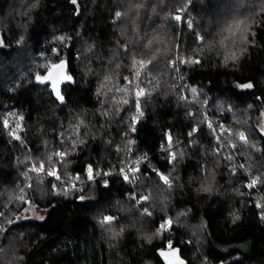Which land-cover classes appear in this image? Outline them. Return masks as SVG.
Wrapping results in <instances>:
<instances>
[{"label": "trees", "instance_id": "1", "mask_svg": "<svg viewBox=\"0 0 264 264\" xmlns=\"http://www.w3.org/2000/svg\"><path fill=\"white\" fill-rule=\"evenodd\" d=\"M237 21L248 26L247 42L237 32L221 45ZM0 39V264H164L158 250L169 241L186 264H264V182L246 187L257 175L264 181V153L233 149L235 138L226 134L218 143L204 119L217 134L220 124L246 130L264 149L255 131L264 124V0H0ZM231 52L237 59L225 65ZM134 58L151 61L138 81ZM61 60L73 78L60 86L63 102L50 83L35 80L46 74L42 65ZM137 83L151 95L142 98L144 115L132 132ZM247 83L253 88L237 87ZM125 85L127 97L117 91ZM122 98L130 104L114 103ZM20 116L23 143L8 134ZM193 127L202 131L189 137ZM168 133L177 154L171 164ZM129 139L136 141L131 152ZM59 151L68 153L64 161L53 155ZM144 156L136 181L126 183L120 169ZM41 161L43 179L22 174ZM89 164L94 174L112 175L89 181ZM51 168L63 182L47 176ZM153 169L169 176L171 187ZM20 188L43 219L17 218L29 206L14 199ZM133 196L149 199L141 206ZM105 215L116 220L102 226ZM168 219L170 230L157 235Z\"/></svg>", "mask_w": 264, "mask_h": 264}, {"label": "snow or ice", "instance_id": "2", "mask_svg": "<svg viewBox=\"0 0 264 264\" xmlns=\"http://www.w3.org/2000/svg\"><path fill=\"white\" fill-rule=\"evenodd\" d=\"M71 3L73 5H78V0H71ZM122 13L120 11H117L115 13V17L119 18L121 17ZM124 15H126V13H124ZM174 20H176L177 22H180L182 20L181 15L177 14L173 17ZM188 27L191 29L193 27V22L191 20H189L187 22ZM243 25V27H241ZM226 32L230 33V36H226L224 37V39H222L220 41V44L223 45L224 44V40L230 39L231 37H235L237 32H240V36L239 39L242 42H247V38L243 35L244 32L248 31V26L247 24H245L244 21H237L235 22L234 26L233 25H229L228 28L225 29ZM57 39L60 40H64L65 37H58ZM197 39L198 40H203L204 37L197 34ZM21 40H23V37H21ZM4 41L3 39H0V47H2L4 45ZM152 43V41L148 42V45L150 46ZM243 49H241L242 51ZM53 52L56 53L57 50L53 49ZM179 59V57H178ZM237 59V55L235 52H231L228 55L225 56L224 59V63L225 65L228 63L229 60H236ZM151 61H145V60H136L135 58L133 59L132 65L131 67L135 70V77L133 79L135 80H139L141 77V72L143 70H148V64H150ZM173 65H175V61L172 62ZM180 63H189V64H199L200 61L198 59H181ZM42 67L46 68V74H39L37 73L35 76V80L37 83L42 84V85H48L49 83L51 84V92L55 94V97L57 100L63 102L64 101V97L61 95V90H60V86L62 83H64L65 81H72V77L67 75L65 69H66V63L65 61L61 60L59 63H51L49 65H42ZM117 67H119V65H117ZM105 79H108V77H105ZM125 80L128 81V84H132L133 80L129 79L128 77H125ZM253 84L252 83H247L244 85H237V87L240 88H244V89H251L253 88ZM101 87H104V85H101ZM117 91L121 92L124 94L125 97H127L128 95H130L129 92V88L128 85H125V87L123 88H119L117 89ZM97 92L99 93V89L97 90ZM191 93L193 98H195L198 93H197V89L196 88H191ZM146 95H151V92L146 90V88L142 87L139 83H137L135 85V92H134V97H135V114H133L131 116V121L129 124V128L132 132L136 131V124L139 122L140 118L143 117L144 112L142 111V98L145 97ZM182 99H185V97H181ZM114 103L117 104H121V105H129L130 101L127 98H122L119 101H114ZM205 104H207V101H204ZM253 107V105L249 104L248 108L251 109ZM223 111V109H221ZM117 111H120V109H117ZM227 111L232 112L233 109L231 107H229L227 109ZM105 115H108V113H104ZM191 115V114H190ZM261 116H264V113L260 114ZM23 117L20 116L18 117L16 126L14 129L9 131V136L12 137L13 140H17L20 141L21 143H23L24 141L22 140L21 136L17 134V130L19 131H23L22 128V124L21 121H23ZM204 119L207 121V127L209 129L212 130L213 135H216L217 141L218 143L220 142V137L222 135H227L229 137H234L235 138V142L231 143L229 145V147L236 149L238 144L241 145H246L248 146L250 149L257 151V152H262L264 153V149H262L259 144L257 143H252L251 139H250V134L246 132V130H232L228 127H226L223 124L219 125V134H217L216 128L214 127L213 123L211 120L208 119L207 115H205ZM81 124H83L84 122L81 121ZM236 123H241V121L236 120ZM243 123H247V121H244ZM3 125L5 128H8V120L5 119L3 121ZM202 131V129L200 128H196L193 127L191 129V131L188 132V136L191 137L194 134L198 133ZM255 131H257L259 133L260 136H264V124H259V126L255 129ZM127 135V133H126ZM166 139H167V149L170 150L169 152V157H168V162L171 164L175 159H176V152L175 151H171V149L173 148V138L171 133L166 134ZM63 142V141H62ZM81 143V141H79ZM77 141H73V148H75ZM136 143L135 140H128V145H129V152H131V145H134ZM165 149V146L162 144L161 145V150L163 151ZM117 151H120L119 148H117ZM55 157H58L60 161H64L66 155H68L67 152L64 151H59V152H55L53 154ZM30 159V157H29ZM147 159V156L141 157L139 159L133 160L132 164H135V167H132L131 165H127L126 169L124 167H122L120 169V175L122 176L123 180L126 183H134L137 179L135 173H138L141 171L140 169V164ZM226 159L228 160H232L233 157L231 155L227 156ZM48 161L49 162H53V156H49L48 157ZM21 163H23V161H21ZM240 168H243L245 172H248V168L245 167L244 164H241L239 166ZM46 171V165L43 161H41L39 163V166H37L35 163L32 164V166L30 168H28L27 171L23 172L22 174L26 177V178H31L29 176V173L34 172L37 173L38 178L43 179V176H40L39 174L44 173ZM153 171L156 173V175L159 176V179L166 185H168L169 187H171V181L169 179V176L164 175L162 173H160L158 170L153 169ZM233 173H236L237 169L233 168L232 169ZM86 173H87V179L89 181H94L96 177L100 176V175H104V176H111L112 173L111 172H95L94 174V170L91 164L88 165L87 169H86ZM130 174L131 178H130ZM47 176L48 177H54L56 181H62V177L61 175L58 174L57 170L55 168H51V169H47ZM81 178L79 175H77L75 177L76 181H79ZM264 182L262 181V177L260 175L255 176L254 178H252L250 180V183H248L246 185L247 188L251 189L254 188L258 183ZM105 187L108 186V181L105 180L104 182ZM26 187L30 188L31 185H26ZM76 185L75 183L72 184V188H75ZM53 190H56L57 185L53 184L52 185ZM69 191V189L66 187L64 189V193L67 194V192ZM25 188H20V194L16 195L14 197L15 200L17 201H22L24 203H28L31 206V201H28L25 199ZM133 199H136V203L138 205L143 206V202H146L149 197L148 196H141L139 197V199H137L135 196L132 197ZM81 199H84L83 197H81ZM256 207L257 208H261L262 204L260 201H257L256 203ZM28 209H25V211H27ZM144 214L151 216L152 213L150 211H148L147 208L144 209ZM5 215V213L0 212V216ZM40 219H43V217H39ZM261 219L264 220V213L261 214ZM116 220V217H113L111 215H105L99 222L100 224L103 225H111L113 224V222ZM9 223H13V221H9ZM172 225V220L168 219L166 220L164 223H162L160 225V227L157 229L156 234L160 235L162 232L164 231H168L170 230V227ZM3 231V228H0V232ZM168 252L165 251H160V255L163 256L167 262V264H184V261L180 260L179 256L177 255V252L179 251L178 249H175L172 245V242L169 241L168 242ZM169 257H171V259H169Z\"/></svg>", "mask_w": 264, "mask_h": 264}, {"label": "rangeland", "instance_id": "3", "mask_svg": "<svg viewBox=\"0 0 264 264\" xmlns=\"http://www.w3.org/2000/svg\"><path fill=\"white\" fill-rule=\"evenodd\" d=\"M25 209H28V210L25 211ZM26 217L39 218L40 214L35 210V208L29 205V206L24 207L23 212H21L20 215L17 216V218H26Z\"/></svg>", "mask_w": 264, "mask_h": 264}, {"label": "water", "instance_id": "4", "mask_svg": "<svg viewBox=\"0 0 264 264\" xmlns=\"http://www.w3.org/2000/svg\"><path fill=\"white\" fill-rule=\"evenodd\" d=\"M174 248H175V249H178L177 247H174ZM178 250H179V249H178ZM160 251L168 252V251H169L168 248H161V249L158 250V255L160 256L161 260L163 261L164 264H167L165 258L159 254ZM177 255L179 256L180 260L184 261V264H186V260L180 256L179 251L177 252ZM169 259H171V257H169Z\"/></svg>", "mask_w": 264, "mask_h": 264}, {"label": "built area", "instance_id": "5", "mask_svg": "<svg viewBox=\"0 0 264 264\" xmlns=\"http://www.w3.org/2000/svg\"><path fill=\"white\" fill-rule=\"evenodd\" d=\"M126 169V168H125ZM130 176H131V174H130ZM74 182H70V183H68V188H72V184H73Z\"/></svg>", "mask_w": 264, "mask_h": 264}, {"label": "clouds", "instance_id": "6", "mask_svg": "<svg viewBox=\"0 0 264 264\" xmlns=\"http://www.w3.org/2000/svg\"><path fill=\"white\" fill-rule=\"evenodd\" d=\"M81 143H83V141H81Z\"/></svg>", "mask_w": 264, "mask_h": 264}]
</instances>
